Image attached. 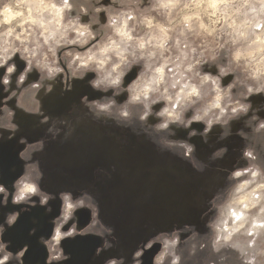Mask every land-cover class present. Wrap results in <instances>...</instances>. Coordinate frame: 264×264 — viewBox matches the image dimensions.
I'll return each instance as SVG.
<instances>
[{
	"label": "clouds",
	"instance_id": "9594fccd",
	"mask_svg": "<svg viewBox=\"0 0 264 264\" xmlns=\"http://www.w3.org/2000/svg\"><path fill=\"white\" fill-rule=\"evenodd\" d=\"M77 82L96 93L69 109L77 122L147 141L197 174H222L198 223L150 229L130 254L121 250L102 264H145L149 252L150 264H264V0H0V140L21 131L17 111L46 126L32 141L20 136L22 170L10 185L0 182V209L13 206L0 219V264H31L30 244L13 250L6 233L33 208L52 214L54 201L50 234L37 241L43 264L72 261L62 242L77 237L102 241L93 264L120 245L95 184L55 192L44 184L40 154L74 128L72 119L46 114L41 96L57 86L61 95L72 92ZM197 137L211 149L206 159ZM230 154V166L219 163ZM116 170L96 167L94 181H110ZM80 210L90 214L83 227Z\"/></svg>",
	"mask_w": 264,
	"mask_h": 264
},
{
	"label": "rangeland",
	"instance_id": "374dc122",
	"mask_svg": "<svg viewBox=\"0 0 264 264\" xmlns=\"http://www.w3.org/2000/svg\"><path fill=\"white\" fill-rule=\"evenodd\" d=\"M20 66H23L22 62ZM35 78L34 73L32 79ZM85 93L96 95L86 84L77 82L72 92L61 95L60 87L57 86L51 95L41 96L45 113L72 119L74 131L71 136L62 134L57 141L50 142L39 158L45 171L44 184L49 191L55 192L62 188L79 190L95 184L94 191L99 193L102 218L105 223L115 227L120 245L117 249L103 253L94 264H102L106 257L120 255L121 250L125 255L130 254L136 243L149 234L150 229L167 228L178 221L198 223L201 205L210 194L209 190L222 183V174L211 169L204 175L197 174L174 157L158 155L147 141L142 142L116 128L108 129L87 118L77 122L68 115L69 109L73 104L78 105L80 96ZM37 120L36 117L17 111L15 122L20 125L21 131L12 140H0V182L10 185L22 170V162L18 159V152L23 148V145L18 144L20 136H27L32 141L44 134L46 126H38ZM109 132L122 137L127 135V144L116 143ZM184 135L183 132L179 133L181 137ZM193 142L197 143L200 157L206 159L211 149L202 144L198 137ZM219 163L230 166L231 154ZM113 164L117 170L112 174V180L94 181L93 171L96 167L108 168ZM50 203L56 211L59 201ZM10 205L0 209V219ZM54 211L46 215L41 207L32 209L38 221L37 234L32 239L35 243H38L40 235L50 234L52 226L49 220L56 215ZM77 215L80 227H83L90 214L87 210H80ZM17 225L9 229L5 236V239L12 240L13 250L24 243L29 244V241H18ZM100 243L102 241L94 236L63 241L66 252H71L73 257L66 264H93L92 256ZM151 255L152 252L146 254L145 264H150Z\"/></svg>",
	"mask_w": 264,
	"mask_h": 264
},
{
	"label": "water",
	"instance_id": "95a60500",
	"mask_svg": "<svg viewBox=\"0 0 264 264\" xmlns=\"http://www.w3.org/2000/svg\"><path fill=\"white\" fill-rule=\"evenodd\" d=\"M17 226L19 229V233H18L19 240L22 242L29 241L30 248H29V253L27 254V257L31 258V264L42 263L46 255V252L43 246H41L38 243H35L31 238L28 237L30 223H29V216L27 213H24L21 215Z\"/></svg>",
	"mask_w": 264,
	"mask_h": 264
},
{
	"label": "crops",
	"instance_id": "0c3cea01",
	"mask_svg": "<svg viewBox=\"0 0 264 264\" xmlns=\"http://www.w3.org/2000/svg\"><path fill=\"white\" fill-rule=\"evenodd\" d=\"M10 210H13V206H12V205H10L8 211H10ZM54 213L57 214V213H58V209H57L56 211H54ZM27 214H28V216H29L30 228H32V227H37L36 225H34V224L32 223V220H33V218L35 217V215H34V213L32 212V210H31L30 212H28ZM36 234H37V233H36ZM36 234H35V235H36ZM35 235H34V236H35ZM34 236H29V235H28V237L31 238V239H33ZM18 241H20V240L18 239ZM38 264H43V262H42V263H38Z\"/></svg>",
	"mask_w": 264,
	"mask_h": 264
}]
</instances>
